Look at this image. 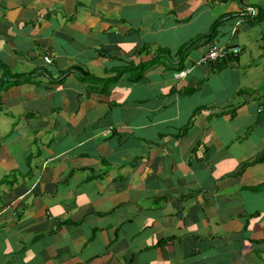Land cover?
<instances>
[{"label": "crops", "instance_id": "crops-1", "mask_svg": "<svg viewBox=\"0 0 264 264\" xmlns=\"http://www.w3.org/2000/svg\"><path fill=\"white\" fill-rule=\"evenodd\" d=\"M4 180L0 264H264V0H0Z\"/></svg>", "mask_w": 264, "mask_h": 264}, {"label": "built area", "instance_id": "built-area-1", "mask_svg": "<svg viewBox=\"0 0 264 264\" xmlns=\"http://www.w3.org/2000/svg\"><path fill=\"white\" fill-rule=\"evenodd\" d=\"M238 46L226 47V46H211L203 57L198 61V64L205 62H222L230 57H236L240 53ZM44 61L47 64L52 62L50 55L44 57Z\"/></svg>", "mask_w": 264, "mask_h": 264}, {"label": "trees", "instance_id": "trees-1", "mask_svg": "<svg viewBox=\"0 0 264 264\" xmlns=\"http://www.w3.org/2000/svg\"><path fill=\"white\" fill-rule=\"evenodd\" d=\"M161 50L160 49H158L157 50V53H156V56L154 57V61H158L159 59H160V56H161V54H162V52H160ZM164 54H167V53H164ZM226 60H228V59H226ZM226 60H224V61H226ZM224 61H222V62H224ZM2 69L4 70V73H5V78H8V75H7V69L4 67V66H2ZM256 162V161H255ZM6 180H4V181H1L0 182V184H2L3 182H5Z\"/></svg>", "mask_w": 264, "mask_h": 264}, {"label": "clouds", "instance_id": "clouds-1", "mask_svg": "<svg viewBox=\"0 0 264 264\" xmlns=\"http://www.w3.org/2000/svg\"><path fill=\"white\" fill-rule=\"evenodd\" d=\"M214 46H215V45H214ZM47 55H48V54H47ZM49 55H50V57H51V54H49ZM45 56H46V55H45ZM45 56H44V57H45ZM44 57H43V61H44ZM236 57H237V56H236ZM51 59H52V58H51ZM44 63H45V61H44ZM51 63H52V62H51ZM51 63H50V64H51ZM205 63H211V64H212V63H220V62H205ZM46 64H47V63H46ZM47 65H49V64H47Z\"/></svg>", "mask_w": 264, "mask_h": 264}]
</instances>
